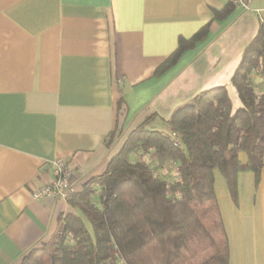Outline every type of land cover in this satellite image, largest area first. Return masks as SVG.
<instances>
[{
	"label": "crops",
	"instance_id": "0c3cea01",
	"mask_svg": "<svg viewBox=\"0 0 264 264\" xmlns=\"http://www.w3.org/2000/svg\"><path fill=\"white\" fill-rule=\"evenodd\" d=\"M247 1L242 11L228 0H0V264H19L74 211L30 195L52 160L66 161L79 191L146 117L162 127L198 92L230 85L264 23V0ZM201 29L156 74L179 38ZM213 175L228 264H264V165L257 182L238 174L235 195Z\"/></svg>",
	"mask_w": 264,
	"mask_h": 264
},
{
	"label": "trees",
	"instance_id": "16d2710c",
	"mask_svg": "<svg viewBox=\"0 0 264 264\" xmlns=\"http://www.w3.org/2000/svg\"><path fill=\"white\" fill-rule=\"evenodd\" d=\"M204 34L179 38L156 74ZM257 74L264 77V23L230 80L239 103L221 85L177 106L162 127L149 126L154 115L146 117L127 132L105 171L66 199L74 211L59 217L51 238L19 264H228L213 171L232 195L240 172L259 179L264 86H256Z\"/></svg>",
	"mask_w": 264,
	"mask_h": 264
},
{
	"label": "built area",
	"instance_id": "2783aa9c",
	"mask_svg": "<svg viewBox=\"0 0 264 264\" xmlns=\"http://www.w3.org/2000/svg\"><path fill=\"white\" fill-rule=\"evenodd\" d=\"M233 8L247 11L250 5L247 0H228ZM169 135V134H168ZM170 138L176 139V135L172 133ZM52 177L47 183L40 185L30 194L33 199H43L46 197H55L66 200L75 192V188L71 183V169L63 159H54L51 161Z\"/></svg>",
	"mask_w": 264,
	"mask_h": 264
},
{
	"label": "rangeland",
	"instance_id": "374dc122",
	"mask_svg": "<svg viewBox=\"0 0 264 264\" xmlns=\"http://www.w3.org/2000/svg\"><path fill=\"white\" fill-rule=\"evenodd\" d=\"M253 80L255 81L256 86L258 87V89H261L264 86V77L262 78L260 75H254L253 76ZM229 88V93L233 99V101L235 103H239V99L236 95V92L234 90V88L231 87V84L228 86ZM169 135H172V133L170 131L167 132ZM177 137V136H176ZM173 173V172H172ZM171 176V175H170ZM166 177V176H165Z\"/></svg>",
	"mask_w": 264,
	"mask_h": 264
}]
</instances>
